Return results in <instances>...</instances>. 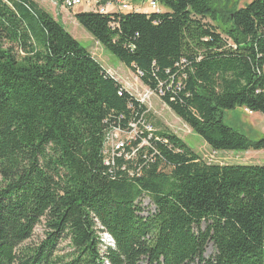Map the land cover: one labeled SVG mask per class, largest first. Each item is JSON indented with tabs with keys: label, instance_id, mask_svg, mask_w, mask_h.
<instances>
[{
	"label": "trees",
	"instance_id": "16d2710c",
	"mask_svg": "<svg viewBox=\"0 0 264 264\" xmlns=\"http://www.w3.org/2000/svg\"><path fill=\"white\" fill-rule=\"evenodd\" d=\"M158 1L75 18L213 150H264L224 121L264 114V0ZM147 113L36 0H0V264H264V165L209 163L147 129L107 152Z\"/></svg>",
	"mask_w": 264,
	"mask_h": 264
},
{
	"label": "rangeland",
	"instance_id": "374dc122",
	"mask_svg": "<svg viewBox=\"0 0 264 264\" xmlns=\"http://www.w3.org/2000/svg\"><path fill=\"white\" fill-rule=\"evenodd\" d=\"M43 8L48 10L52 15L59 18L65 25L66 29L84 45L93 56L115 77L124 87L130 91L136 98H138L148 109L147 122L143 123L145 127H134L131 133H117L115 145L117 142L126 140H136V133H140L143 129L148 131H171L182 138L195 152H197L203 160L209 163L219 164H259L264 165V150H248V151H216L213 150L204 139L198 134L194 133L190 126H188L174 111L166 105L162 98L150 91L149 87L142 83L139 76L131 71L124 63L118 60L113 54L108 52L98 43L91 33L82 26L75 14L81 11H91V8L85 4L76 6L72 9H67L63 4L57 5L55 0H36ZM129 4L130 8L125 12L139 11L151 13V9L147 1L134 2L133 0H124ZM252 0H216V7L235 8L244 7ZM115 2V0H114ZM102 3V1H101ZM161 11L164 7L160 5ZM110 9L116 10L115 6ZM224 121L226 124L234 127L236 130L250 136L251 138H261L264 136V114L250 113L242 107L236 109L226 110L224 114ZM137 136V135H136ZM132 145V144H131ZM148 145V141L144 139L140 143V147ZM133 150H136L133 147ZM130 157L135 155H128ZM143 203L150 209L153 205L148 196L143 198ZM105 234V233H104ZM102 234L104 241H109L108 236ZM44 237L43 225H40L34 236L27 242L35 244L41 241ZM67 249L66 243L61 244V252L65 253ZM215 252V249L210 243L207 247L206 256L209 257ZM142 264H147L143 262Z\"/></svg>",
	"mask_w": 264,
	"mask_h": 264
},
{
	"label": "built area",
	"instance_id": "2783aa9c",
	"mask_svg": "<svg viewBox=\"0 0 264 264\" xmlns=\"http://www.w3.org/2000/svg\"><path fill=\"white\" fill-rule=\"evenodd\" d=\"M103 1L104 0H65L63 5L67 9H72V8H75L76 6H81L85 4L86 6L91 8V11L99 12L102 14H109V13H114V12H125L127 9L130 8L129 4H127L124 0H115V2L114 0H106L105 3H103ZM147 2L152 12L161 11L158 0H147ZM112 6H115V8L117 9L113 11V9H110ZM246 110L250 113H253L249 109H246ZM117 133H120V131L119 130L115 131V133L111 136L109 140V150L107 152L111 153L112 155H114L116 150H120L121 148H123V145H124L123 141L117 142L113 146L111 145V143L115 142Z\"/></svg>",
	"mask_w": 264,
	"mask_h": 264
},
{
	"label": "bare ground",
	"instance_id": "6f19581e",
	"mask_svg": "<svg viewBox=\"0 0 264 264\" xmlns=\"http://www.w3.org/2000/svg\"><path fill=\"white\" fill-rule=\"evenodd\" d=\"M105 235H107L108 236V239H109V241H107L110 245L111 244H113V239L108 235V234H105Z\"/></svg>",
	"mask_w": 264,
	"mask_h": 264
}]
</instances>
